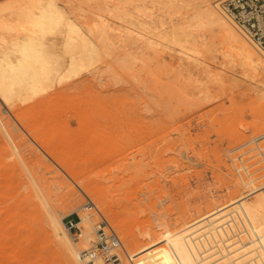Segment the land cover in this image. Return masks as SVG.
I'll use <instances>...</instances> for the list:
<instances>
[{
    "label": "rangeland",
    "instance_id": "obj_1",
    "mask_svg": "<svg viewBox=\"0 0 264 264\" xmlns=\"http://www.w3.org/2000/svg\"><path fill=\"white\" fill-rule=\"evenodd\" d=\"M54 1L96 48L65 59L63 74L25 92L27 102L0 96V264H74L54 221L66 235L74 226L67 237L78 254L95 242L99 213L134 264H185L175 240L195 231L198 264H231L224 244L257 256L264 73L198 17L202 0ZM220 1L212 8L264 60ZM239 195L224 219L205 218ZM91 202L99 213L85 210Z\"/></svg>",
    "mask_w": 264,
    "mask_h": 264
},
{
    "label": "bare ground",
    "instance_id": "obj_2",
    "mask_svg": "<svg viewBox=\"0 0 264 264\" xmlns=\"http://www.w3.org/2000/svg\"><path fill=\"white\" fill-rule=\"evenodd\" d=\"M56 3L57 1L55 2L54 0H0L1 100L3 98L7 100L6 102H8L13 96H22L28 90L36 92V90L40 89L41 85L47 80L52 81V77L56 78V76L59 77L63 74L67 64L65 59L68 57L70 59H82V54L84 53L83 51H87L86 49L88 46H90L89 49L91 50L96 48L95 43L88 39L89 37L87 38L85 35V38V36L82 37L83 34L80 35V31L82 30L76 26V24L70 21L67 16L63 15V12L61 11L62 8H60V10ZM63 11H65V9ZM198 17L207 23V25L218 36V38L225 42L223 45H225L226 48L229 47L231 49H236L243 57L241 60L246 59L248 65L254 69V73L257 71L264 73L263 58L258 55L256 50H254L251 45L244 41L242 36L236 31L235 28H233V26H231L230 23L217 14V12L211 6L210 0H202L200 2ZM63 27H65V30H68V34H66L67 36L64 35V32L67 31H64ZM77 44L81 47H79ZM89 52L91 53V51ZM91 54L88 53L90 56ZM75 66L76 65H74V67ZM71 67V69H73V66ZM25 97L24 99L27 102L28 96L26 98ZM20 99L22 101V98ZM42 101H45V99H42L41 102L38 101L37 104L40 105ZM8 104L11 105L10 102ZM34 104L36 103L34 102ZM0 123H2L1 119ZM2 127L4 128L5 125L2 124ZM5 132L9 141L13 143V140L7 130H5ZM38 140L40 141V139ZM252 182L254 181H251L250 183ZM250 183H247V185L250 186ZM34 184L36 185V183ZM252 191L253 189H250V193ZM45 199L44 201H46ZM244 199V196L239 195L230 204L217 207L215 210L207 213L205 218H217L218 215L222 214L220 218L224 219V217L227 215L225 210L228 208V206L231 204H238ZM46 203L48 202L46 201ZM45 206L48 205L46 204ZM48 210H50V208ZM51 212H53V210ZM241 214L246 219L255 239L260 241V237L258 236L253 224L248 218V214L245 212L244 207L242 208V206ZM53 215H55V213H53ZM203 219L204 218L194 221L190 225L192 228L197 227L199 224H201L200 222H202ZM82 221L83 220L81 219L79 222ZM95 225L92 226L93 231L95 229ZM190 225L188 226L189 228L191 227ZM215 226L218 232L221 230L223 231L221 233L225 235L224 237L228 236V233L225 234V227H223L221 223L218 222L215 224ZM54 228L57 235L60 237L59 243L65 254L74 264H80L78 263L79 260L77 255L88 249L79 251L77 254L73 248L74 246L71 244L73 242H70L69 240V230H67L68 238L67 235L62 232V228L58 219L54 221ZM189 228L186 231H189ZM203 229L204 227H201L200 230ZM194 233H196V231L175 240V246L182 256L185 264H198L199 261L197 258L198 255L196 252V247L194 245L197 236H194ZM87 236L85 237L84 234V240L87 238ZM71 241H73V239ZM88 241L90 243V240ZM232 242L236 243L235 240ZM232 242L229 243L232 244ZM94 243H92V245ZM224 245L225 247H221L224 249L226 256H232V258H230L231 264H264V249H261V251H259L260 253L256 256V254L253 252L246 251L244 248L242 249V247L241 249H234V244V248L230 247L229 244Z\"/></svg>",
    "mask_w": 264,
    "mask_h": 264
},
{
    "label": "built area",
    "instance_id": "obj_3",
    "mask_svg": "<svg viewBox=\"0 0 264 264\" xmlns=\"http://www.w3.org/2000/svg\"><path fill=\"white\" fill-rule=\"evenodd\" d=\"M219 12L260 51L264 53V0H221ZM91 205V206H90ZM93 205V207H92ZM85 210H97L94 204H86ZM99 213V211L97 210ZM100 221L95 225V243L79 254L85 264H134L117 232L99 213ZM74 226H71L70 233ZM244 229V228H243ZM78 239L82 236V230Z\"/></svg>",
    "mask_w": 264,
    "mask_h": 264
}]
</instances>
